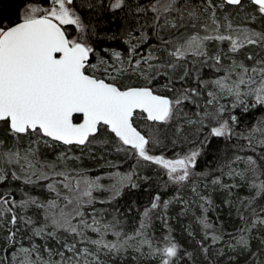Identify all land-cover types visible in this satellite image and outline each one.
Masks as SVG:
<instances>
[{"label": "snow or ice", "instance_id": "1", "mask_svg": "<svg viewBox=\"0 0 264 264\" xmlns=\"http://www.w3.org/2000/svg\"><path fill=\"white\" fill-rule=\"evenodd\" d=\"M0 264H264V0H0Z\"/></svg>", "mask_w": 264, "mask_h": 264}]
</instances>
